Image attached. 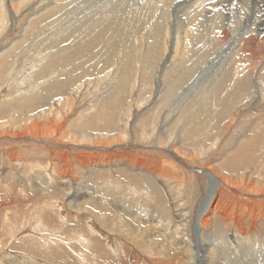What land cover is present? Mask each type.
Masks as SVG:
<instances>
[{
	"label": "rangeland",
	"instance_id": "obj_1",
	"mask_svg": "<svg viewBox=\"0 0 264 264\" xmlns=\"http://www.w3.org/2000/svg\"><path fill=\"white\" fill-rule=\"evenodd\" d=\"M45 1L0 0V264H264L261 1Z\"/></svg>",
	"mask_w": 264,
	"mask_h": 264
},
{
	"label": "bare ground",
	"instance_id": "obj_2",
	"mask_svg": "<svg viewBox=\"0 0 264 264\" xmlns=\"http://www.w3.org/2000/svg\"><path fill=\"white\" fill-rule=\"evenodd\" d=\"M42 1V0H41ZM45 1V0H44ZM48 1V0H47ZM206 1L208 0H205V3ZM261 3H260V13H259V16L261 17L260 20L262 19V22L260 23L259 27H263L264 25V0H260ZM46 2V1H45ZM44 2V3H45ZM210 2L212 3H218L221 7H223V10L224 11H221L223 12L224 14H229V12H234L235 9L234 7H232L231 9H228V6L231 5V2L230 0H211ZM43 4V2H41ZM40 3V4H41ZM45 6V5H44ZM205 7H207L205 5ZM208 8H209V5H208ZM211 11L209 9H205V15L206 16H209V13ZM215 12V11H214ZM213 15V14H212ZM16 28V27H15ZM225 27H223L222 29V32H223V35H225V30H224ZM203 30V29H202ZM208 33V32H207ZM206 34V33H205ZM210 34V32L208 33ZM207 35V34H206ZM253 45V44H252ZM253 49H250V51H252ZM253 55L251 56H254L256 57L257 56V51L256 50H253L252 51ZM262 53V52H261ZM264 56H261V59H263ZM243 87V86H240V88ZM243 90V89H241ZM245 91V90H244ZM6 126V125H5ZM29 129V128H28ZM8 135V134H7ZM0 140H2V137H0ZM117 164V163H116ZM129 165V164H128ZM120 167V166H119ZM192 168H194L193 166H191ZM132 169V168H131ZM194 169H197V171L200 169L203 173H206L208 176H209V179H210V190H209V194H208V197L204 200L203 204L201 205L200 207V210H199V213L196 217V222H195V225H194V236L197 235L199 236L201 231H202V228L204 226L203 224V221H204V218H205V215L210 211L211 209V205L212 203L214 202L215 198L217 197L218 195V187L220 186V184H223L225 183V181L217 174H215V172H213L212 170L210 169H207V168H199V167H195ZM196 237V236H195ZM200 237V236H199ZM198 237V239H199ZM196 245L197 247L195 246V260L198 264H200V257L204 256V254H201L200 253V250L198 249V246H199V241L197 240L196 242Z\"/></svg>",
	"mask_w": 264,
	"mask_h": 264
}]
</instances>
